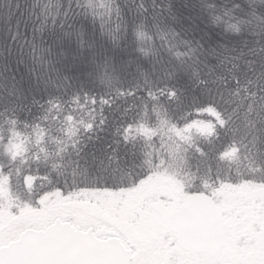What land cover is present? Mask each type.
<instances>
[{
  "label": "snow or ice",
  "instance_id": "snow-or-ice-1",
  "mask_svg": "<svg viewBox=\"0 0 264 264\" xmlns=\"http://www.w3.org/2000/svg\"><path fill=\"white\" fill-rule=\"evenodd\" d=\"M246 3L250 19L238 18L228 28L237 35L247 32L253 40L245 39L239 48L220 44V51L213 47L207 52L199 41L195 47L182 41L188 50L175 52L179 66L169 79L189 70L194 78L191 102L185 104L186 89L176 84L155 90L151 86L116 89L115 95L84 91L68 101L48 95L49 84L67 94L71 81L67 75L55 79L47 75L53 50L44 45L46 33L60 44L75 38L77 48L83 49L84 33L75 27V17L99 20L101 32L107 30L113 41L117 37L107 28L113 19L118 21L117 32L123 27L127 34L128 25L119 0H48L42 7L41 0H34L30 33L20 30L22 21L17 19L12 40L19 42V63L37 75L36 90L43 83L46 96L43 102L33 99L43 115L30 123L21 119V113L26 109L27 115L32 113L24 103L31 84L17 82L0 90V155L4 157L0 160V264H264V209L257 208V219H252L240 205L223 200L229 190L264 188V0ZM20 7L16 3L15 9ZM170 9L171 4L166 10ZM138 11L148 12L143 0ZM12 15L14 10L9 11V20ZM23 24L27 29L28 21ZM136 36L152 40L142 30ZM68 54L61 52L65 59ZM101 83L110 84V77ZM138 91H144L147 99ZM121 100L125 106L111 139L106 140L100 135L108 128L106 110L120 112ZM137 100L147 119H137L139 112L133 111ZM85 109L87 120L81 115ZM193 129L204 138V145L192 142ZM53 131L59 135L53 136ZM221 134L224 143L217 147ZM139 140L152 149L142 152V159L136 152ZM48 144H54V150L49 151ZM122 149L140 163H122ZM189 149H193L191 157ZM240 156L251 158L246 173L234 177L230 167H220ZM177 160L193 182L169 173ZM49 163L51 169L37 175L40 165ZM32 164L37 165L35 173ZM61 166L64 171L58 172ZM52 173L57 175L49 179ZM13 179L25 188L27 200L10 195ZM37 180L45 183L33 195ZM163 180L171 181L174 188L160 187ZM99 199L117 201L107 216L96 211ZM73 201H86L92 211L69 212L65 205Z\"/></svg>",
  "mask_w": 264,
  "mask_h": 264
},
{
  "label": "trees",
  "instance_id": "trees-1",
  "mask_svg": "<svg viewBox=\"0 0 264 264\" xmlns=\"http://www.w3.org/2000/svg\"><path fill=\"white\" fill-rule=\"evenodd\" d=\"M33 2L34 0H0V90H3L4 87H11L17 82L31 84V91L29 92L26 89L28 98L24 103L32 109V113L31 115H27V109L25 113H21V119L26 117L30 123L34 116L43 115L39 107L32 104V101L35 98L43 102L46 96L43 91L44 84L40 83L39 88L41 90H36L37 75H33L28 67L19 63L17 55L19 42H14L12 35L16 31L17 19L22 21L20 30L30 33L33 18H30L29 13L32 10L31 5ZM47 2L48 0H41V7ZM119 2L122 7L124 21L128 25V31L125 34L122 27L117 32L115 29L118 21L113 19L107 28L111 29L117 37L115 41L110 38L107 30L104 33L101 32L99 20L93 22L90 17H84L82 15L75 17L73 23L76 28L83 30V49L77 48L75 38L71 42L66 40L63 44H60L54 42V37L50 33L45 34L44 45L45 47L50 46L53 50V56L49 57L52 64L48 66L47 75L52 76L53 79L57 75L61 78L67 75L71 81V88L67 89V94H65L63 88L57 90L52 84H49L48 95L59 96L62 101H68L74 93H80L82 95L84 91H87L89 94L112 93L115 95L116 89L128 91L138 88L147 89L151 86L155 90L156 88L163 87L165 84H176L177 87L186 89V94L182 97V100H184L185 104H188L191 102L192 88L194 86V78L191 77V70L187 73L176 72L172 79H169V74L173 73V70L179 66V60L176 58L175 52H185L188 50V45L182 43V41H189L194 47L197 46V41H199L203 45V51L207 52L213 47L220 51V44H226L230 48H239L245 39L249 41L254 39L247 32L237 35L228 28V24L237 23L238 18L250 19L247 16L249 9L246 0H143L145 7L148 8V12L143 14L138 11L141 0H119ZM9 3L12 5L11 9L9 8ZM16 3H20L21 7L19 9H15ZM237 3L241 5L240 9L234 8V5ZM169 4H171V9L166 10ZM209 5H213L214 7H209ZM230 9L232 10L231 15H225ZM12 10L15 11V15H12L9 20L8 14ZM100 10L103 11V9ZM215 16H220L221 20L214 21ZM25 20L28 21L27 29L23 24ZM141 22L144 23L142 29L139 27ZM238 26L244 27L243 25ZM140 30L147 32L152 37V40H139L136 32ZM173 32L177 34L175 38H173ZM70 48L77 52L75 63H70L69 57L65 59L61 55L62 50L69 52ZM140 49L144 50L141 51ZM27 51L29 50L26 46V53ZM25 59L30 66L31 60L27 54ZM181 59L187 60L186 57H181ZM81 61H84L83 68L79 67V62ZM53 69H56V71H53ZM109 77L111 79L110 84L101 83L102 79L107 81ZM44 78L47 79V76ZM56 83H61V80H57ZM137 95L147 99L144 91H138ZM81 103H83V100H81ZM119 103L121 104L120 112L106 110L108 128L100 134L106 140L111 139V133L114 131L113 125L119 122L123 107L125 106L123 100ZM136 104L137 108L133 111L139 112L137 119H140L144 117V113L139 100L136 101ZM113 107L115 108V106ZM174 107V104L169 107L170 114ZM78 111L80 110L78 109ZM86 111L87 109L81 111V115L85 120L88 119L85 115ZM179 114L175 113L174 115L178 116ZM144 118L147 119V117ZM181 126H183V122H181ZM241 127L243 130V124ZM20 129L23 130V125H20ZM27 131L31 132V128L27 129ZM52 135L57 136L59 133L53 131ZM190 135L192 142L201 145L206 143L204 138L197 133L196 129H193ZM104 142V140L100 141V145ZM222 143H224L223 134H221V139L216 141L217 147ZM47 148L49 151H52L55 145L48 144ZM151 150L150 148L144 147L143 140L138 141L136 152L141 159L143 158L142 152ZM33 151H35V148H33ZM126 151L125 149L121 150L122 163L126 161L130 166L133 163H140L139 159L134 160L131 156L126 155ZM192 153L193 149H189L188 156L191 157ZM2 159L4 157L0 155V160ZM190 162L193 165L192 171L194 172L196 161L192 159ZM250 165L251 158L245 160L243 156H240V158L232 161L230 164L227 161L221 163L220 167L222 169H228L230 167L235 177L237 173H246ZM36 167V164H32L33 173H35ZM50 169L51 163L46 166L42 164L40 165V172L37 175L43 176L45 171ZM63 171L64 168L61 166L58 172ZM169 173H175L176 178L183 180L185 183L193 182V178L186 174L187 169L181 166V161L179 160L169 168ZM56 175L57 173H52L49 179H54ZM43 183L45 182L41 180L35 182L33 195L41 192V185ZM195 183H199V181H195ZM251 186L253 188L259 187L255 185ZM160 187L172 190L174 185L171 181L163 180ZM261 190L264 191V188H261ZM243 194L242 191H236L235 195L241 198ZM10 195L22 201L29 198V194L25 188L21 184H18L15 179L11 182ZM262 196L259 205H261V209H264V193ZM69 204L77 206L80 210L82 207L86 212H91L93 207L85 206L87 204L86 201H73ZM114 207V203L109 208L107 207L108 212L110 213Z\"/></svg>",
  "mask_w": 264,
  "mask_h": 264
},
{
  "label": "rangeland",
  "instance_id": "rangeland-1",
  "mask_svg": "<svg viewBox=\"0 0 264 264\" xmlns=\"http://www.w3.org/2000/svg\"><path fill=\"white\" fill-rule=\"evenodd\" d=\"M69 61L70 63H75V61L73 62L72 60V54L74 53L77 56V52L74 51V49H69ZM79 67L84 66V61L79 62ZM242 191L244 194L241 196L236 197V191H227L224 195H223V200L226 204H232V205H240L241 209H243L244 211H246L250 217L252 219H256V210L255 208H262L260 207L261 205H259L261 203V197L262 194L264 193L263 190H261V188H257V187H252V186H248L246 189H242L239 190V192ZM238 193V192H237ZM247 196V197H246ZM243 197V198H242ZM253 199V200H252ZM258 199V200H257ZM242 202V203H240ZM247 202V203H246ZM112 203H114L116 205L117 201L115 200H104V199H99V204L96 207V211L104 216H107L109 214L107 207L109 208L110 205H112ZM245 205H244V204ZM250 203V204H249ZM253 203V204H252ZM257 203V204H256ZM249 204V205H248ZM85 206H91L88 204H85ZM92 207V206H91ZM65 208L69 211V212H86L85 209L81 210L79 208H77V206H72L70 204L65 205ZM92 211V210H91Z\"/></svg>",
  "mask_w": 264,
  "mask_h": 264
}]
</instances>
